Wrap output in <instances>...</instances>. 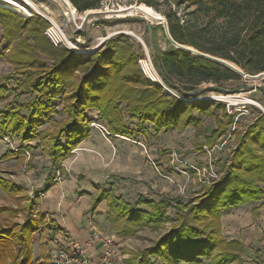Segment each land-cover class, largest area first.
Here are the masks:
<instances>
[{
    "label": "trees",
    "instance_id": "trees-1",
    "mask_svg": "<svg viewBox=\"0 0 264 264\" xmlns=\"http://www.w3.org/2000/svg\"><path fill=\"white\" fill-rule=\"evenodd\" d=\"M79 13L97 10L102 0H69ZM160 13L168 25L173 41L169 48L161 50L157 43V30H153L155 53L154 66L163 82L180 97L168 95L163 87L149 83L143 75L138 61L140 56L133 51L128 36L118 35L107 41L104 48L97 49L87 56L70 52L65 46L55 47L44 32L50 28L47 21L37 18L24 20L21 16L0 9V24L7 29V36L22 39L17 52L8 55L21 82L35 94L27 105H16L3 112V130L19 134L24 142L41 138L53 166L72 155L89 136L93 123L88 112L95 110L101 115L108 130L113 135L130 136L133 132L126 126L125 118L136 120L141 126L151 124L156 132L172 129L196 127L203 134L201 122L194 112L205 114L216 107L208 100L187 103L180 99L198 90L203 84L222 85L229 82L242 83L244 78L235 71L215 61L205 59L183 50L178 46L193 48L201 53L229 62L248 75L264 73V0H136ZM159 1L168 2L165 9ZM173 5L177 9H173ZM183 5L195 8L196 13L209 20H221L224 28L211 34L213 43L206 47L203 41L207 25H197L198 18L184 20L179 15ZM17 25L10 26L14 17ZM21 31V32H20ZM28 32L35 46H30ZM175 42V43H174ZM18 53V55H16ZM40 54L51 60V65L40 59ZM17 82V81H16ZM61 96L63 112L67 119L57 122L52 115L56 112L52 100ZM27 111V117L21 112ZM226 114V113H225ZM227 117V115H225ZM50 127L43 132L37 129ZM244 137L239 138L238 152L234 153L232 173L226 174L221 186L211 187L202 197L188 204L167 200L160 202L140 196L134 206L109 197V208L114 229L121 237H130L144 228L154 231L171 225V232L162 237L145 251L130 253L128 264H151L150 258L157 257L164 264H200L208 259L209 264H242L243 246L239 241H226L222 234L221 217L224 211L237 208L251 201L260 202L264 198V158L253 147L264 151V115L251 125ZM226 131L218 120V130L205 136L209 147L224 136ZM48 177L43 191L47 193L52 185ZM9 181H0L5 192H11ZM105 198L99 194L95 206ZM140 206L146 210L139 209ZM175 210L176 220L168 210ZM4 208H0L2 212ZM255 215L258 210H254ZM121 222V223H120ZM32 220L16 230L0 228V264H33L31 248ZM120 224V225H119ZM18 244V252L13 253V244Z\"/></svg>",
    "mask_w": 264,
    "mask_h": 264
},
{
    "label": "rangeland",
    "instance_id": "rangeland-1",
    "mask_svg": "<svg viewBox=\"0 0 264 264\" xmlns=\"http://www.w3.org/2000/svg\"><path fill=\"white\" fill-rule=\"evenodd\" d=\"M33 1L42 4L38 0ZM66 1L71 4L69 0ZM158 3L161 9H165L168 5V2L159 1ZM137 5L140 4L136 0H102L97 10L84 13L77 11V15L84 20L80 26L78 24L80 20L78 23L73 20L70 23L72 31L66 28L62 16L54 5L48 7L52 11L51 14L41 9L48 18L40 13L20 12L2 3H0V9L12 13L8 16L13 17L16 13L24 20L41 18L50 25L47 31L55 24L58 25L60 32L58 34L63 46L78 55L87 56L97 49H102L108 40L118 35L128 36L136 55L140 56V59L149 55L154 64L153 30L160 24L137 11L135 9ZM151 9L165 20L154 8ZM173 9L176 10L177 6L173 5ZM194 11V7L183 5L179 15L184 20L198 18L197 25L208 24L209 36L204 39L203 44L210 47L214 39L211 34L223 29L224 23L221 20H209ZM18 17L13 18L14 21L10 26L17 25ZM161 26L165 30V25L161 24ZM47 31L44 32V36ZM121 32L126 33L121 34ZM157 32L158 47L161 50L168 49L170 40L166 31L164 33L159 29ZM61 34H64L68 40L66 41ZM23 35H28V38H31L29 45L35 46L31 34L25 31ZM22 39H13L10 42L6 27L0 24V181H9L13 185L10 193L3 191L0 187V208H4L0 212V228L16 227L19 231L28 219L32 220L33 264H53L51 240L58 234H52L57 231V226L53 221H45L44 217L47 216L44 214L40 213L36 215L37 217L34 214L38 199L41 197L38 193L45 194L42 187L49 176L53 186L71 179L70 176L76 174H81V177H84L83 180L93 177L98 180L97 183L92 184L94 188H100L99 190L108 188L116 197L122 198L131 206L136 204L140 196L154 198L157 201L167 200L172 205L176 204L175 201L188 204L193 199L204 196L211 187L222 185L226 174L232 173L234 153L240 149L239 138L246 135L248 128L258 121L260 114L264 115V73L242 75L244 78L242 83L203 84L199 89L207 88L208 92L205 94L198 97L189 95L181 97L180 99L187 103L208 100L217 104L205 114L194 112L203 128V134L200 136L198 134L201 131L192 126L156 132L151 124L141 126L138 121L131 120L127 116L126 126L133 133L126 137L113 135L102 121L99 112L92 110L87 116L93 122L89 127L90 137L88 136L93 142L81 143L72 155L63 159L57 166H53V161L44 149L41 138L24 142L19 134H11L3 130L5 122L3 112L14 109L16 105H27L36 97L30 89H26L24 84L18 83L21 82V76L8 60V55H12L19 49ZM87 49L90 52L77 51ZM40 59L48 65L52 63L43 54H40ZM153 75L156 77L155 74ZM159 76L161 77L160 74ZM161 79L158 78V82L162 83ZM164 85L165 93L180 97L176 90L165 85L172 90V92L168 91ZM248 86L254 88L247 89ZM213 87L221 88V90ZM212 96H219V99H210ZM52 101V106L57 112L52 115L53 119L57 122L66 120L61 96L55 97ZM253 102L260 104L263 109ZM21 114L25 117L28 115L25 110ZM218 120L222 122L226 133L217 139L211 148L205 136H211L218 130ZM49 127L50 124L47 123L37 131L43 132ZM91 144H94V148H91ZM252 148L264 158V151H261L259 147L252 146ZM76 163H80L79 168H81L75 171L73 167ZM261 188L264 191V185H261ZM140 209L146 208L140 206ZM254 209L259 210L257 213L259 216L256 218H253ZM168 213L176 220L173 208H170ZM222 215L226 241H239L244 246L242 264H264V199L224 211ZM97 225L100 226V224ZM112 227L114 228L113 224ZM106 229L109 230L104 233L117 236L115 239L119 241L116 239V245L121 252V264H125V261L131 257L130 253L144 251L168 235L171 232V225L166 224L160 231L144 228L130 237H121L113 229L114 232L111 233H109L110 228ZM18 248V244L14 242L13 253H17ZM149 260L151 264L165 263L163 259L154 257ZM8 264H10L9 259ZM200 264H209V260L202 259Z\"/></svg>",
    "mask_w": 264,
    "mask_h": 264
},
{
    "label": "crops",
    "instance_id": "crops-1",
    "mask_svg": "<svg viewBox=\"0 0 264 264\" xmlns=\"http://www.w3.org/2000/svg\"><path fill=\"white\" fill-rule=\"evenodd\" d=\"M89 137L84 141L86 142V144L93 142L92 138ZM91 148H94V144H91ZM79 166H81V164L76 163L75 167H73L75 171L81 168V167L79 168ZM70 177L71 179L65 180L61 184H55L47 193L41 195L38 193V195L41 197L38 199V202L36 204V208L34 211L35 216L39 215L40 213L44 214L45 216H47L44 217L45 221L47 222L53 221L56 224L55 226H57V231L52 232V234L54 233L60 234L64 232L69 238L82 243L85 242L89 236V228L87 225V217L89 216H92L94 218L96 224H100L98 228L102 232H106L107 230H109L106 228H110V232L108 231L109 233L114 232L115 229L112 227V220L110 217L111 211L108 204L110 199L109 197H112V199L114 201H117V203H119V201H121L122 198L116 197L108 188L104 190L102 189L99 190L100 188L97 189L94 188L92 184L97 183L98 180H96L93 177L85 178V180H83L84 177H81V174L72 175ZM45 182L46 180L44 181V184ZM101 191L104 192L105 196H108V198H105L100 204L95 206L94 204L95 200L97 199L99 194L102 193ZM153 200L156 202H160L155 200L154 198ZM253 214H255L254 211ZM257 216L259 215L258 214L253 215V218H256ZM223 220H224L223 217H221L222 234L224 236L225 227L223 224ZM115 237L117 236L115 235ZM118 252H119V257L114 260L113 264H121V252L120 250H118ZM129 252L130 251H128V253ZM88 256L92 259L94 263L98 262L100 257V246H95L91 250H89ZM126 263L128 264L127 261H125V264ZM179 264H184V263L180 262Z\"/></svg>",
    "mask_w": 264,
    "mask_h": 264
},
{
    "label": "built area",
    "instance_id": "built-area-1",
    "mask_svg": "<svg viewBox=\"0 0 264 264\" xmlns=\"http://www.w3.org/2000/svg\"><path fill=\"white\" fill-rule=\"evenodd\" d=\"M58 31L59 28L54 25L46 33L55 47L63 45L62 41L58 39ZM139 67L149 83L163 87L165 83H163L149 55L139 60ZM158 78L161 79L162 83L158 82ZM87 225L89 236L83 243L69 238L64 233L54 235L51 240L53 264H113L114 260L119 257L115 236L102 232L92 216L87 217ZM95 246H100V257L96 263L88 256V251Z\"/></svg>",
    "mask_w": 264,
    "mask_h": 264
},
{
    "label": "bare ground",
    "instance_id": "bare-ground-1",
    "mask_svg": "<svg viewBox=\"0 0 264 264\" xmlns=\"http://www.w3.org/2000/svg\"><path fill=\"white\" fill-rule=\"evenodd\" d=\"M0 3L4 4V5H9L11 7H13L14 9L20 11V12H26V13H30V12H35V13H40L42 14L43 16L47 17V14L44 13L41 9L43 8L44 10L46 11H49V13L52 11H50V9L48 8L49 5H47L46 3H42L41 5L40 4H37L36 2H34L33 0H0ZM63 3V2H62ZM68 5H69V9H70V12L71 14L74 15V21L75 22H80L78 23L79 26L81 25V23L83 22L84 18H80L78 15H77V11L75 10V8L69 3L67 2ZM64 9H65V12L67 11V6L66 4L63 5ZM56 9L58 11V13L62 16L63 18V15L61 13V11L59 10V8L56 6ZM68 9V11H69ZM135 9L137 11H139L140 13H142L145 17H148L150 19H154V18H162L159 14H156L150 7L146 6L145 4H140V5H137L135 6ZM93 12V11H92ZM50 13V14H51ZM49 14V15H50ZM70 15V14H69ZM71 16V15H70ZM59 20V19H58ZM52 22H54L53 19H51ZM71 22H73V19L71 18ZM56 25V24H55ZM58 26V25H57ZM80 28V27H79ZM59 32V31H58ZM60 33V32H59ZM126 33V32H125ZM65 39L66 41L68 40V38L64 35V34H61ZM58 39L60 41V38H59V34H58ZM79 51V53H83V52H90V50H85V51H81V50H77ZM164 85V84H163ZM165 86V85H164ZM165 88L168 90V91H171V89H169L167 86H165ZM210 99H219V96L216 97V96H212L210 97ZM253 104L259 106L260 108L263 109V107L256 103V102H253Z\"/></svg>",
    "mask_w": 264,
    "mask_h": 264
},
{
    "label": "water",
    "instance_id": "water-1",
    "mask_svg": "<svg viewBox=\"0 0 264 264\" xmlns=\"http://www.w3.org/2000/svg\"><path fill=\"white\" fill-rule=\"evenodd\" d=\"M61 1H63V3L66 4V6H67V11H66V12H65V9L63 8L64 6L62 5V2H61ZM38 2H39V3H40V2H41V3H46L47 5H49V7L52 6V5H54L55 7L57 6V7L59 8V10L61 11L62 15H63V23L66 25V28H68V30L70 29V31H72V30H71V27H70V23H71V18L74 20V15L71 14V13H69V12H70V9H69V7H68V3H66V1H64V0H38ZM68 9H69V11H68ZM75 10H76V9H75ZM76 11H77V10H76ZM69 14H70L71 16H70ZM152 20H154V21H158V23H159L160 25H161V24H164V25H165L164 27H165V31H166V35H167V37L169 38L170 41H173L172 38H171V36H170L169 29H168V25H167L166 21L163 20V18H158V19H157V18H154V19H152ZM148 28H149V30H151V27H150V26H148ZM121 34H125V33H122V32H121ZM174 43H175V42H174ZM178 47H180V48L183 49V50L189 51V52L193 53V54L196 55V56H199V57H202V58L209 59V60L215 61V62H217V63H220V64L226 66L227 68H229V69L235 71V72L238 73L239 75H245L244 72H242V71L239 70L237 67H235L234 65L230 64L229 62H227V61H225V60H221V59H218V58L212 57V56H210V55H207V54L201 53V52H199V51H197V50H195V49H193V48L184 47V46H178ZM213 88H215L216 90H221V88H218V87H213ZM253 88H254L253 86H248V87H247V89H251V90H252ZM206 92H208V89H207V88H204V89H198V90H196L195 92L190 93L189 96H195V97H198V96H200V95L205 94ZM197 101H199V100H197Z\"/></svg>",
    "mask_w": 264,
    "mask_h": 264
}]
</instances>
